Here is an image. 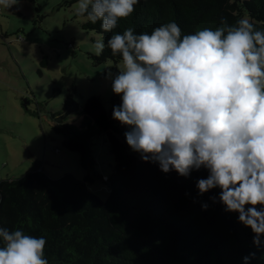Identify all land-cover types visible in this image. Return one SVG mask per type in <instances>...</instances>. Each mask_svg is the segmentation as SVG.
Listing matches in <instances>:
<instances>
[{
    "label": "trees",
    "instance_id": "obj_1",
    "mask_svg": "<svg viewBox=\"0 0 264 264\" xmlns=\"http://www.w3.org/2000/svg\"><path fill=\"white\" fill-rule=\"evenodd\" d=\"M76 2L63 0V5ZM242 17L264 30V0H139L134 12L119 20L112 32L87 19L82 29L103 36L106 44L111 35L128 27L136 34H150L175 21L182 34H192L205 27L214 30L221 19L233 25ZM121 59L107 47L92 56L96 65ZM72 93L62 105V114L79 113L80 128L56 118L53 130L64 137L67 150L79 154L82 167V141L106 137L114 160L105 181L107 200L102 202L87 189L89 177L79 181L64 175L50 180L42 172H30L0 181V227L43 236L49 264H244L250 253L255 256L248 264H264V236L260 246L253 244V233L238 222V213L226 212L218 199H212L218 198L219 188L198 192L196 182L207 178L206 169L193 170L187 178L175 171L161 172L157 163L142 161L129 148L112 110L107 114L97 97L79 108Z\"/></svg>",
    "mask_w": 264,
    "mask_h": 264
},
{
    "label": "clouds",
    "instance_id": "obj_2",
    "mask_svg": "<svg viewBox=\"0 0 264 264\" xmlns=\"http://www.w3.org/2000/svg\"><path fill=\"white\" fill-rule=\"evenodd\" d=\"M19 0H0L8 8ZM139 0H77L76 13L104 32L128 18ZM107 47L121 66L111 88L121 97L112 118L129 130L126 144L160 171L187 178L204 168L200 194L219 188L216 199L253 233L264 236V30L249 17L229 25L182 34L168 22L151 33L133 27L93 44ZM246 206L247 209H246ZM257 206H260L259 209ZM207 204L202 205V210ZM46 239L0 227V264H49ZM255 256L243 258L244 264Z\"/></svg>",
    "mask_w": 264,
    "mask_h": 264
},
{
    "label": "rangeland",
    "instance_id": "obj_3",
    "mask_svg": "<svg viewBox=\"0 0 264 264\" xmlns=\"http://www.w3.org/2000/svg\"><path fill=\"white\" fill-rule=\"evenodd\" d=\"M76 6L63 0L0 6V181L30 172L50 180L89 177L87 189L104 202L109 196L105 181L114 166L106 137L82 141V167L79 154L67 150L64 137L53 130L56 118L80 128L79 113L62 114L72 91L79 108L90 97H97L107 114L121 103L107 76L118 73L121 61L94 64L93 44L101 37L82 29L86 19L76 17Z\"/></svg>",
    "mask_w": 264,
    "mask_h": 264
}]
</instances>
